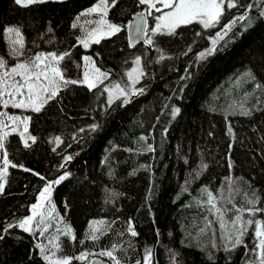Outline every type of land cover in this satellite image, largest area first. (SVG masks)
<instances>
[{
	"label": "trees",
	"instance_id": "1",
	"mask_svg": "<svg viewBox=\"0 0 264 264\" xmlns=\"http://www.w3.org/2000/svg\"><path fill=\"white\" fill-rule=\"evenodd\" d=\"M94 1L48 0L22 7L0 0V56L8 57L2 35L11 24L23 34L28 55L69 51L60 65L66 78L80 75L77 64L85 53L109 73V81H122L135 56L145 73L139 82L143 94L126 104L121 99L109 104L104 84L91 91L80 84L64 88L41 112H30L28 133L35 143L29 140L28 147L18 132L9 131L5 147L17 167H8L0 194V264H50L32 234L19 227L2 229L30 216L42 187L62 172L67 178L53 184L50 200L66 211L76 237L59 235L57 254L70 264H89L94 256L115 264L100 255L107 251L120 264H142L147 249L151 264H258L251 251L258 242L254 225L244 237L247 247L231 249L227 237L235 235L233 228L220 229L203 190L227 210L224 219L241 215L264 221V212L250 217L246 210L236 211L252 207L247 202L254 195L255 207L264 208V87L256 86H264V18L258 13L264 0H237L215 26L193 23L174 35H149L153 19L147 16L145 39L148 34L152 45H130L127 38L132 13L145 6L118 0L107 16L121 31L85 49L77 37L94 15L80 14ZM249 3L250 10L240 6ZM242 15L251 19L238 20ZM234 20L225 35L224 26ZM214 39L216 50L200 59ZM174 107L180 108L175 118ZM68 156L72 159L66 162ZM93 221L105 222L96 241L86 238ZM129 221L136 236L128 231ZM82 253L88 254L84 260L78 259Z\"/></svg>",
	"mask_w": 264,
	"mask_h": 264
},
{
	"label": "snow or ice",
	"instance_id": "2",
	"mask_svg": "<svg viewBox=\"0 0 264 264\" xmlns=\"http://www.w3.org/2000/svg\"><path fill=\"white\" fill-rule=\"evenodd\" d=\"M15 4L27 7L33 4H44L48 0H14ZM63 2V0H59ZM118 3V0H99V3L93 7L85 10L80 15L81 16H90L92 14H99L100 19L95 21L97 27L93 28L91 31H85L83 36L77 37V43L82 45L87 49L91 44H99L102 38H107L121 31L120 26L110 23L106 17L108 15V10L110 7H115ZM140 5H145L148 10V15H152L153 10L160 15L155 17V26L151 29V34H167L174 35L176 29L181 26L191 25L193 23H198L207 29L215 26L219 23L220 18L225 12V7L228 9L237 7V0H138ZM159 5V6H158ZM241 7H246L250 10L254 7L253 4L249 3L248 5H240ZM167 9V11H164ZM264 14V13H262ZM141 17L144 13L142 12ZM79 16L77 20H79ZM238 20L251 19L246 15L237 17ZM236 21H232L230 24L225 25L223 32L226 35L227 31L231 29L232 24ZM92 23V21H88ZM78 25L74 23L73 28H76ZM51 31V29H49ZM5 33L8 36L9 40V55L16 61L13 65L9 66L8 61L0 56V109H8L9 107L15 109H21L25 111H31L34 113L41 112L45 105L49 101L56 100L60 95V92L67 88L69 85H84L90 91L96 89L103 85L104 81L108 79L109 73L102 72L100 68L95 66V61L92 60L89 56L82 57L83 65L77 64V68L83 69L82 78L80 79H69L66 78L64 70L61 68V62H63L67 57H70L69 51H64L58 53L56 51H37L33 52L27 58L25 57V40L24 36L21 33L19 28L9 27L5 29ZM15 34V39H12L11 34ZM217 39H223V36L218 33ZM217 39L212 41L213 48L208 49L206 52H201L199 54L200 59H204L206 56L212 55L216 50L215 45ZM145 43L148 45L153 44V39L149 37ZM185 55L187 53H184ZM163 59V57H161ZM136 67L132 68L131 71L127 72L128 80L131 81L132 85L140 82V79L145 75L144 71L140 68L141 60L137 57L134 61ZM248 78L254 79L251 73H248ZM257 87H264L257 84ZM114 89L117 92L116 98L125 97L124 103H128L129 91L120 86V84L114 85ZM104 92L108 93V102L109 104L113 101V89L105 87ZM144 89H135L134 87L131 90V95L143 94ZM180 113L179 107H174L172 109V117L175 118ZM243 114L250 115V113L244 111ZM5 119L10 121L11 124L5 123ZM31 121L30 116H21L9 115L6 111H0V151H3V168H0V194L4 192L6 177L8 174V167H17L16 164H12L8 159V153L5 147V141L9 136V132L5 129L11 127L12 133H17L20 135L21 139L24 141V146L28 147V141L31 140L35 143V137L27 135L29 123ZM15 125V126H12ZM23 126V130L20 131V126ZM97 125L93 124L91 130L95 131ZM81 132L84 129H80ZM231 131V129H229ZM143 139V137H142ZM56 143L59 145L62 143L59 137H56ZM151 150V148L149 149ZM72 159L71 156L66 157V162ZM206 167V166H205ZM29 171V169H24ZM38 175V174H37ZM67 178V175H60L54 181L47 183L42 191L39 192V200L36 204L32 205V214L27 218L19 221L18 224H7L2 231L8 232L9 229L13 227H19L23 231L30 234H35L36 231L40 232V235L43 236L44 233L50 227L49 220L53 216L55 208L53 206L52 210L45 214L41 209L45 207V202L50 203V197L52 193L53 184L59 185L62 181ZM41 179H44L41 177ZM207 196V205L209 206V212H212L216 215L217 219L220 221V228H225L224 215L227 210L217 207L216 197L211 191L207 189L203 190ZM258 198L253 196V199L249 200L247 203L251 204L252 207L247 209L241 208L236 211L243 212L247 211L250 217H255L257 213L264 212V208L255 207ZM39 217V219H37ZM62 220V218H61ZM35 221V225L34 222ZM104 221H93L89 225L90 235L86 234L87 239L96 241L99 239L97 233L103 234L101 231V225ZM212 221H208L206 228H211ZM254 225V234L257 238V243L254 244L251 249L252 252L256 253L258 264H264V221L259 219H244L241 215H236L235 219L232 220L233 231L235 235L229 234L227 239L231 244V249H235L239 246L247 247L244 242V237L247 235L248 228ZM206 229L201 228L200 231L204 232ZM58 231H60L58 229ZM128 231L132 236H136L137 232L131 227V222L129 221ZM63 234L69 236L71 239L75 240L76 237L72 233L71 227L66 226L63 230ZM4 237L0 235V240ZM82 242V241H81ZM59 250V246L56 245ZM36 248L40 249L41 253L45 251V246L41 244H36ZM226 248L225 250H231ZM87 253H82L78 259L84 260L87 257ZM100 255H105L115 261V264H120V261L117 260L113 251L102 252ZM52 256H55V253H52ZM46 261H50V264H70L69 259H57L52 261L51 257L44 255ZM140 264V261L137 262ZM143 264H151V250H145V255L143 257ZM256 264V262H253Z\"/></svg>",
	"mask_w": 264,
	"mask_h": 264
},
{
	"label": "rangeland",
	"instance_id": "3",
	"mask_svg": "<svg viewBox=\"0 0 264 264\" xmlns=\"http://www.w3.org/2000/svg\"><path fill=\"white\" fill-rule=\"evenodd\" d=\"M97 3H99V0H95L92 4H90L89 6L85 7L83 9V11H85V10L93 7ZM109 3H111V0H109ZM143 11L146 13L147 16H152L153 21H152V23L150 24V27H149V35H151V29L155 26V23H156L155 17L158 16V15H160L161 13H157V12H155L153 10L152 15H148V10H147V7L146 6L143 9ZM164 11H167V9H164ZM92 15H94V20L88 26L87 31H91L93 28L97 27L95 21H97V20L100 19V15L99 14H95L94 13ZM106 19L110 23L114 24L112 21L109 20L108 16L106 17ZM9 27H14V28H18V27L15 26V25L7 24V25L4 26V29H3L4 30L3 31V35H2L3 45H4V47H3L4 49L3 50H4V52L8 53V57L5 58V59L8 61L9 66H11L16 61L12 58L11 55H9V52H10L9 40H8L7 34L5 33V29L6 28H9ZM11 35H12V39H15L16 38L14 33L11 34ZM148 38H149V36L147 34V38L144 39L143 41L145 42ZM39 51L49 52V51H54V50H39ZM30 55H28V54L25 53V57H22L21 59L27 58ZM84 56H89V57L92 58V56L90 54H87V53H85V54L82 55V57H84ZM137 57H139L140 60H141V57L140 56H135V57L132 58L131 64L125 70L124 78H123L122 81H113L112 82V81H109L108 79L104 81V83H103L104 84V88L107 87L109 89H113V97H114L113 98V101L116 100V99H121V100L124 101V99H125V97L116 98V96L118 95L117 92L114 89V85H116V84H120L121 87H123V88H125V89H127L129 91V95H128L127 99H129L131 96H133V95L130 94L133 87L135 89H140V88H143L144 89V87L143 86H140L139 83H137V84H135L133 86L132 83H131V81H129L128 80V77H127V72L128 71H131L132 68L136 67L134 61H135V59ZM92 60L94 61L93 58H92ZM83 63L84 62L82 60L81 65H83ZM95 66L97 67L96 63H95ZM140 68L142 69V62H141ZM82 71H83V69L81 67V73H80V75L77 78H74V79H80V78H82ZM101 71L102 72H105L103 70H101ZM105 98H106V101L108 102V93L107 92H105ZM0 111H6L9 115H17V116H21L22 118L24 116H30V112H31L30 110L29 111H25V110L15 109V108H11V107H9L8 109H0ZM5 123L11 124V122L10 121H7L6 119H5ZM12 126H15V125H12ZM19 130L20 131L23 130V126L22 125L20 126V129ZM5 131H8V132L11 131V127L5 129ZM27 135L32 136L29 133H27L26 136ZM22 141H23V139H22ZM2 160H3V151H0V168H3ZM64 174L65 173L62 172L57 177H55L53 180L48 181L47 183L54 181L60 175H64ZM47 183L42 187L41 191L47 185ZM38 200H39V193L37 195L36 201L33 204H36L38 202ZM53 206L54 205H53V202L51 200H50V203L46 201L45 202V207L43 209H41V211H43L45 214H47L49 211L52 210ZM54 208H55V211L53 212V216L49 220L50 227H48V230L44 233V235L41 236L39 231H36L35 234H32V237L34 238L35 242L37 244H41V245L45 246V253H46V255L50 256L51 259H53V260H55V259H64V257L58 256V254H57L58 253V249H57L56 245H58V243L60 242V236L59 235L61 233H63V230L65 229L66 226H69L68 221H67L66 211L64 213L63 211H61L60 209H58V207H54ZM31 214H32V210H31ZM61 218H62V220H61ZM37 219H39V217ZM234 219H235V217H230V219H224L225 227H229V228L232 229L233 228V226H232V220H234ZM244 219L246 220V216H244ZM218 222L220 224V221L219 220H218ZM33 223L35 225V221ZM58 229L60 231H58ZM52 253H55V256H52Z\"/></svg>",
	"mask_w": 264,
	"mask_h": 264
},
{
	"label": "water",
	"instance_id": "4",
	"mask_svg": "<svg viewBox=\"0 0 264 264\" xmlns=\"http://www.w3.org/2000/svg\"><path fill=\"white\" fill-rule=\"evenodd\" d=\"M144 13L141 17V13ZM258 13L264 18V1L258 10ZM148 18L144 11H135L132 13L127 23V38L130 45L135 44L138 41H143L145 38V31L147 27ZM89 264H108L105 258L100 256H94Z\"/></svg>",
	"mask_w": 264,
	"mask_h": 264
},
{
	"label": "bare ground",
	"instance_id": "5",
	"mask_svg": "<svg viewBox=\"0 0 264 264\" xmlns=\"http://www.w3.org/2000/svg\"><path fill=\"white\" fill-rule=\"evenodd\" d=\"M262 5V4H261ZM261 7V6H260Z\"/></svg>",
	"mask_w": 264,
	"mask_h": 264
}]
</instances>
